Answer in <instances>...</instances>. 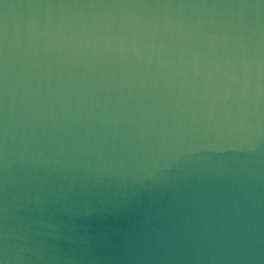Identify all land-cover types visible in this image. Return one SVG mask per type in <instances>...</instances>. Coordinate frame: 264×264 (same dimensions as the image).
<instances>
[{
    "label": "water",
    "instance_id": "1",
    "mask_svg": "<svg viewBox=\"0 0 264 264\" xmlns=\"http://www.w3.org/2000/svg\"><path fill=\"white\" fill-rule=\"evenodd\" d=\"M0 264H264V0H0Z\"/></svg>",
    "mask_w": 264,
    "mask_h": 264
}]
</instances>
